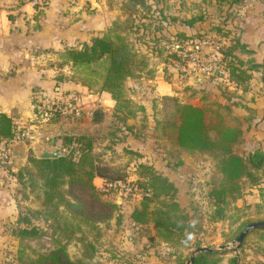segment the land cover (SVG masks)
I'll list each match as a JSON object with an SVG mask.
<instances>
[{
	"label": "rangeland",
	"instance_id": "1",
	"mask_svg": "<svg viewBox=\"0 0 264 264\" xmlns=\"http://www.w3.org/2000/svg\"><path fill=\"white\" fill-rule=\"evenodd\" d=\"M125 1L116 0L115 3L119 5L124 18L120 19L118 17L113 22L118 21L123 25H130L132 20L136 18L135 23L141 21L143 24L138 27V30L134 29L135 32L129 36L133 47L142 57V63L138 65L134 76L125 79L124 86L128 96L132 87L136 86L132 82L140 83L139 78L146 77L159 69H162L165 80L168 82L175 81L172 79L173 76L183 80L190 78L188 72L183 70L179 63L167 59L169 52L177 51L179 48H182L181 51L197 49L206 58V54L213 50L221 53L222 48L234 46L236 38L245 43L243 33L247 30V27H251V30L261 28V38L252 43L251 46L245 43L246 49L250 50L249 53L240 51L239 48L233 50L237 58L243 61L241 68L256 65L252 78L248 80V83L240 82L241 86L235 88L232 81L228 83L216 76L213 77L210 81L221 92L226 107L218 104L214 107L205 108L204 112L212 137L215 136V126L218 122L226 126L228 124L229 126H241L242 130H245V134H241L239 140L232 145L235 153L246 157L255 148H261L264 151V106L259 112L255 109V114L258 115L257 118L255 114L254 117L248 114L246 109V103L251 100L255 101L256 95L261 94L264 96V0H239L242 5L234 7H228V4L233 3V0H222L221 2L219 0H158L155 4L148 1L151 4V10L141 11L139 9L132 15H129L130 13L125 10ZM158 10L162 13L160 14ZM145 13H147L146 17L140 19L139 17L145 15ZM167 15L177 18L202 16L203 19L193 27L177 23L171 25L165 20ZM176 31L183 32L187 38H191L185 40L181 36L175 37ZM50 62H54L53 59ZM60 62L61 59L59 58L57 61L55 60L54 64ZM233 62L236 64V59ZM73 76L86 79L91 77L88 72L79 69H73ZM92 79L96 80L95 77H92ZM132 79L136 80L133 81ZM92 88L95 89V87ZM52 91H54V88ZM250 92L252 95L248 94ZM38 94L33 97L30 103L32 118L36 123L35 118L38 111V109L36 111V105L38 102L44 98L53 100L57 96L53 93L42 98L39 97L42 95ZM262 100L264 103V99ZM157 101V108L162 110L161 99L158 98ZM226 102L234 107H230ZM214 103L217 104L215 101ZM83 111L85 110L82 103L79 118L84 115ZM156 116L159 121L158 125L155 123L158 136L163 135L165 138V132L162 130V114L158 113ZM251 116L254 118V122L256 120L255 123L245 122L244 124L241 121V118L248 117L247 120H249ZM79 118L65 117L69 120ZM53 120L54 115L49 122ZM49 122H41V124H48ZM14 124L15 127L18 126V130H26L29 134L26 140L30 142L32 130L28 129L29 126L23 127L16 121H14ZM110 127L113 129L108 130V133H114L115 129L120 130L118 124ZM168 132L166 135L168 137L173 136L175 133L174 131ZM91 138L93 148L95 147V151H93L96 159L103 164L114 163L117 165L122 173L126 175V178L119 182L126 184L129 190L123 192L116 188L104 191L105 194L101 198L117 205L112 212V217L105 221H97L94 223L95 227L81 223V231L76 232L70 240L62 239L63 243L66 242L65 249L69 258L72 260L83 259L85 249L83 241L79 238L84 237L87 242H91L95 247V254L91 260L93 264H174L177 259L184 260L187 264L192 250L196 247L215 248L222 244L228 245L222 256V264H229V258L232 257H238L239 264H264V237L259 232H253L246 237L242 250L239 248L234 251L235 243H232L244 228L245 223L264 220V174L262 172H258L259 175H257L258 179L256 181L247 178L240 179L237 182L241 186L240 194L234 198L227 196L226 205L222 213L218 214L216 212L217 208L213 205V200L209 196L210 191L219 186H224L228 191L233 186L224 182L217 168L218 156L215 151L188 152L190 156H195V165L189 174H185L186 179L184 180L185 186L182 187L184 188L182 196L178 194L179 188H177L176 197L180 206L188 214L191 231L188 234L187 244L174 246L165 243L157 236L152 223L135 224L131 220L129 224L128 215L141 200V194L135 184L144 173L138 167V159L140 158L126 154V152L122 155L121 146L120 148L115 147V145L112 146L111 141H105V138H102L101 135H93ZM155 138L152 143L153 146L157 148L156 141L159 140L158 144L165 148V140H160V137L158 139L156 136ZM31 152L30 149H27L25 158L20 160L21 162L14 159L15 173L22 168H31L28 163V156ZM177 158H179L178 155L165 156L163 152V155L152 161L154 168L167 176V174H177L179 172V159ZM134 159L135 161H133ZM172 182L174 183L173 180ZM5 186L10 189L9 193L14 199L19 212L24 213L27 209L39 210L40 203L42 206L41 192L38 189L32 190L27 183L22 185L19 181L13 180ZM97 186L102 188V181L98 182ZM35 218V216H32L35 224L43 228L46 227L43 221L35 220ZM2 225L7 234H12V229H14L12 225L10 227L7 224ZM241 226L243 227L241 228ZM140 228L143 229L142 236L144 238L136 244L135 238L139 235ZM51 237L49 229H47L44 236L22 242L15 241L13 243V238H9L7 243L13 247L3 254L5 262H8L6 264H29V258H35L37 254L46 253L55 247L56 244ZM18 250H22L21 261L18 260Z\"/></svg>",
	"mask_w": 264,
	"mask_h": 264
},
{
	"label": "trees",
	"instance_id": "2",
	"mask_svg": "<svg viewBox=\"0 0 264 264\" xmlns=\"http://www.w3.org/2000/svg\"><path fill=\"white\" fill-rule=\"evenodd\" d=\"M148 1L155 4L158 0H126L125 10L130 13L129 15L136 13L139 9L149 11L151 4ZM239 5H242L239 0H233L228 7ZM159 13L161 14L162 11ZM146 14L139 18H145ZM135 19L130 25H123L118 21L112 22L103 35L93 37L89 42L83 43L79 49L72 46L65 48L59 54L61 59L59 66L70 62L80 71L88 72L91 77L89 79L79 77L80 81L89 88L95 87L96 90L106 91L111 95L115 102L114 116L119 123H124L127 117L135 116L138 112L145 110L143 105L129 98L124 86L125 79L134 76L138 65L142 63V57L129 40L131 33L135 32L133 30H138V27L143 25L141 21L135 23ZM202 19V16L190 18L165 16L168 24L177 23L189 27H193ZM174 36H181L185 40L191 38H187L183 32L178 31ZM236 48L243 52H250L246 49V44L236 38L235 45L222 48L221 54L229 79L235 84V88H238L241 83H248V80L252 78L256 65L241 68L243 61L239 60L233 52ZM181 50L182 48H179L177 51L169 52L167 59L185 64L186 59L180 54ZM234 59L236 64L233 62ZM212 78L213 76L207 79ZM160 99L162 110L157 108L158 99L152 104L153 119L158 125L156 114H162V130L165 134H168V131L175 132L179 148L189 152H216L217 168L224 182L233 186L228 191L224 186H219L209 193L213 205L217 208L216 212L221 214L226 205L227 196L234 198L240 194L241 186L237 183L240 179L256 181L258 172L264 174V151L261 148H255L246 157L239 155L233 151L232 145L239 140L242 134L240 129L218 122L215 126V136L212 137L202 107L180 102L175 96L170 95L161 96ZM92 117L93 122H100L103 118L102 110L96 109ZM58 118L60 117L56 114L54 120ZM16 129L12 118L0 112V138L12 141ZM58 139L59 156L57 158L38 159L31 152L28 156L31 168H22L14 174L16 180L22 185L27 183L32 190L38 189L41 192L43 208L19 212L17 226L12 229V235L22 242L44 236L49 229L50 236L56 244L55 247L46 253L37 254L35 258H29V264H93L91 260L95 254V247L91 242L80 237L85 254L83 259L72 260L66 252V242L63 243L62 239L70 240L76 232L81 231V223L95 227L94 223L97 221H105L112 217V212L117 205L101 198L105 192L94 183V178L100 177L107 183H113L124 180L126 175L117 165L103 164L96 159L91 137L62 134ZM24 141L28 142L26 139ZM126 151L128 154L138 155L135 151ZM138 167L144 173L135 183L141 194V200L130 213L132 222L152 223L157 236L169 245L187 244L191 227L188 214L177 200L178 190L175 183L168 176L158 172L151 164L138 163ZM32 216L36 217L35 220L43 221L46 227L35 224ZM256 221H249L243 226ZM253 232H259L264 237V228L254 229L246 237ZM246 237L239 247L241 250ZM225 252L226 249L198 252L191 264H222V256ZM18 260H22V250H18ZM237 260L238 257L229 258V264H239ZM174 264H185V261L177 259Z\"/></svg>",
	"mask_w": 264,
	"mask_h": 264
},
{
	"label": "crops",
	"instance_id": "3",
	"mask_svg": "<svg viewBox=\"0 0 264 264\" xmlns=\"http://www.w3.org/2000/svg\"><path fill=\"white\" fill-rule=\"evenodd\" d=\"M115 2L116 0H50L44 10L34 11L28 0H0V112H4L23 127L28 125V129L32 130L31 141H23L26 150L42 149L45 146L59 147L60 135L76 134L88 137L101 135L105 141L110 140L112 146L119 148L121 146L122 155L127 152L126 150L137 152L138 155L135 156L140 158L138 163L152 165L163 152L165 156L178 155L179 172L165 174L174 181L179 188L178 194L182 196L185 174H189L195 165V156H190L189 151L179 148L175 133L170 137L165 134V138L163 135L158 136L152 115V104L161 96L170 95L175 96L180 102L190 103L204 110L218 104L224 106V99L217 87L208 79H204L202 84H190V78L183 80L173 76L172 79L175 81L168 82L162 69L153 71L150 75L139 78L140 83L132 82L137 87H132L129 92V97L143 105L145 110L127 117L124 123H119L114 116L115 102L108 92L84 85L79 78L73 76V69L79 68L73 67L70 62L61 66L58 63L54 64L65 48L78 47L95 36L103 35L114 20L118 17L124 18L119 5ZM261 31L259 27L254 30L247 27L245 34L243 33L245 43L251 46L261 38ZM52 59L54 62H50ZM37 93L43 98L53 93L57 95L55 97L76 95L81 98L84 115L77 120L60 117L48 124H41L38 121L36 123L32 118L30 103ZM248 94L252 95L251 92ZM262 99L264 96L259 94L256 95L255 101L246 103L248 114L254 117L255 109L259 112L263 108ZM96 109L103 112L100 122L92 120ZM255 116L257 118L258 115ZM247 118H241V121L244 124L256 122L252 116L249 120ZM114 124L116 126L118 124L120 130L115 129L114 133H108V130L113 129L110 126ZM230 127L238 128L245 134L241 126ZM155 136L165 140V148L158 144L159 140L156 141L157 148L153 146ZM93 150L95 151V147ZM24 158L15 159L19 162ZM100 181H103L100 177L94 178L96 185ZM9 190L5 185L0 188V264L8 263L3 258L5 251L13 247L8 245V239L13 238V243L18 242L12 234H7L2 225L7 224L8 227L12 225L13 228L17 226L19 211ZM39 209H42L41 203ZM128 218L130 224V215ZM142 231L140 228V233L135 238L136 244L144 238Z\"/></svg>",
	"mask_w": 264,
	"mask_h": 264
},
{
	"label": "built area",
	"instance_id": "4",
	"mask_svg": "<svg viewBox=\"0 0 264 264\" xmlns=\"http://www.w3.org/2000/svg\"><path fill=\"white\" fill-rule=\"evenodd\" d=\"M35 11L43 10L50 0H28ZM186 59L185 64H180L183 70H186L191 77L202 76L205 79L213 76L225 82H230L229 73L222 61V55L219 51L213 50L206 54V58L202 56L199 50L182 51L180 53ZM231 83V82H230ZM43 98V97H42ZM36 120L39 122H49L53 115L58 114L59 117L79 118L81 108L80 98L76 95L64 97L62 95L53 100L48 98L41 99L36 105ZM18 128V126H16ZM15 137L12 141H6L0 138V178L4 179L3 185L10 183L15 179L14 157L11 155V147L13 144L27 139L29 134L26 130L16 129ZM102 190L120 189L121 191L129 190L126 184L121 182L107 183L102 181Z\"/></svg>",
	"mask_w": 264,
	"mask_h": 264
},
{
	"label": "water",
	"instance_id": "5",
	"mask_svg": "<svg viewBox=\"0 0 264 264\" xmlns=\"http://www.w3.org/2000/svg\"><path fill=\"white\" fill-rule=\"evenodd\" d=\"M81 46L82 45H79L78 49L81 48ZM204 79L205 78L202 76H193L189 79V83L190 84H202ZM31 151L34 152L35 157L38 159H54V158H57L59 156V147L58 146H55L54 148H49L48 146H45L42 149H33ZM26 152H27L26 147L23 145V142H21V141L17 142L15 145H13L11 147V155L14 158L24 157L26 155ZM3 183H4V179L0 178V188L3 186ZM261 228H264V220L251 222V223L247 224L239 232V234L236 236L235 240L232 241V243H235V247L233 248L234 251H237L239 249L244 238L246 237V235L250 231H252L254 229H261ZM227 247H228L227 244H222V245L218 246L217 248H210L207 246L196 247L194 250H192L191 256H190L187 264H191L193 262L194 257L198 252L220 250V249H224Z\"/></svg>",
	"mask_w": 264,
	"mask_h": 264
}]
</instances>
